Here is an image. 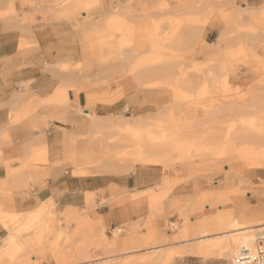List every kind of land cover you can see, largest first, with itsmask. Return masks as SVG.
Listing matches in <instances>:
<instances>
[{
  "label": "rangeland",
  "instance_id": "374dc122",
  "mask_svg": "<svg viewBox=\"0 0 264 264\" xmlns=\"http://www.w3.org/2000/svg\"><path fill=\"white\" fill-rule=\"evenodd\" d=\"M6 22L29 34L54 32L41 72L58 83L56 96L38 100L24 85L21 118L37 116L42 106L68 108L67 92L75 96V134L63 131L53 166L72 176L105 175L94 170L128 137L126 124L141 125L142 135L194 136L164 164L132 169L127 158L106 174L150 169L143 178L152 186L140 198L134 190H111L99 201L86 194L85 207L70 217L49 198L26 218L2 193L0 264H233L238 256L231 251H196L200 240L232 231L215 221L236 217L239 228H264V168H253L260 159L252 158L264 153V0H0V26ZM208 28L215 34L206 39ZM34 44L25 38L18 49ZM89 100L105 114L97 116L94 106L86 112ZM53 118L34 130L45 136ZM240 120L253 122V142L225 140V129L233 122L238 133ZM215 134L222 139L214 142ZM29 164L50 165L46 146ZM50 209L57 215L52 233L45 228ZM117 228L123 230L116 239Z\"/></svg>",
  "mask_w": 264,
  "mask_h": 264
},
{
  "label": "crops",
  "instance_id": "0c3cea01",
  "mask_svg": "<svg viewBox=\"0 0 264 264\" xmlns=\"http://www.w3.org/2000/svg\"><path fill=\"white\" fill-rule=\"evenodd\" d=\"M245 1L247 4L257 5L261 0ZM25 10L23 12L28 14L29 10ZM35 20L40 21L41 18L37 16ZM9 27L10 23L7 22L3 28L0 26V198L2 193H9L13 210L26 214L49 198L63 208L71 205L82 209L85 207L86 194H95L99 201L102 196L109 198L111 190L144 191L152 186V180L143 178L150 175L148 168L143 173L127 176H72L71 171H63L52 165L57 160L63 131L69 137L73 131L70 126L78 119L75 113V96L73 92H67L71 102L68 108L42 106L37 116L21 118L22 107L27 101L24 85L28 86L31 97L38 100L44 101L50 96H56L55 86L58 83L53 77L41 72L42 62L47 61L48 54H53L54 45L49 38L54 36V32L46 27L35 28L29 34ZM214 34L215 30L208 28L205 38ZM25 38L36 44L29 49L19 50L18 46ZM76 100L79 106L84 105L81 95ZM104 109L99 105L93 107L97 116L105 114ZM50 117H63L66 122H51L53 125L46 129L45 136L34 130L36 125H41ZM44 146L50 165H30L29 161L36 150L42 148L43 152ZM4 234L0 225V241Z\"/></svg>",
  "mask_w": 264,
  "mask_h": 264
},
{
  "label": "bare ground",
  "instance_id": "6f19581e",
  "mask_svg": "<svg viewBox=\"0 0 264 264\" xmlns=\"http://www.w3.org/2000/svg\"><path fill=\"white\" fill-rule=\"evenodd\" d=\"M83 14H85V13L83 12ZM118 22H119V20L116 17H113L110 20V24L112 27H117ZM86 106L87 107L85 108V111L87 112L88 110H90L89 108L94 106V103L91 100H89L88 104L86 103ZM231 108H232V106H231ZM236 108L239 109L238 107H236ZM88 116L90 117L91 115L88 114ZM53 121L65 122L66 119L63 117H55V118H53ZM93 124L96 126L95 123H93ZM232 124H233V122H232ZM232 124H230V125H232ZM230 125H229V128L225 129V131L227 130V132L225 134V137H226L225 140H227V138H229L227 140V142L229 140H231L230 139L231 135L234 136L235 139H237L241 142H244V143L253 142L254 138H253L252 132L250 131V129H251L250 127H253L252 121L240 120L239 124L237 125L239 127V131H237L238 133H233L236 123H235V125L234 124L232 125L234 128ZM140 128H141V125L138 126L137 128H134V127H131L128 124H126V128H124V131H126L125 133L128 137L125 136L123 141H118V139H117L118 142L116 141L117 143L114 144V150H111V151L107 150L106 151V154L104 155V156H106L105 162L102 165L100 163V166L95 168L94 171L98 174H105V175L110 174V173L112 174V172L116 169L118 162L124 161L127 158L130 161H126V162H129V164L131 163L132 169H134L136 165L157 166L160 164H164L166 162V158L168 156V153L171 152V150H176V149L182 147L184 144H186L187 141H192L193 136H194L193 134H183V135H179L177 137H168L165 135L155 137V136L148 135V134L142 135ZM231 128H233V129H231ZM212 131H213V129H212ZM225 131H224V133H225ZM213 133L217 134V132L215 130ZM74 134H75L74 132H71L70 136L72 137ZM216 134L214 136L212 135L214 137V138H212L214 142L218 141L219 139H222V138H215ZM232 141H233V139H232ZM109 147H110V145H109ZM109 147H108V149H110ZM127 149L130 150L129 151V152H131L130 155L128 154L129 152ZM256 157H257V159H260V160H258L255 163L253 162L254 163L253 168H264V153H263V155H260V156L254 155L252 158H256ZM118 166H120V165H118ZM121 167H122V165L120 166V169H121ZM123 169H125V167ZM126 171L124 170L123 172H126ZM142 193H143V191L134 190V192H133L134 199H135L136 195L138 196ZM138 197H136V198H138ZM73 212H74V208L71 207V205H70V207H66L64 217L73 214ZM17 215L18 214H13L14 217ZM35 215H37V211L33 210V211L27 213L26 218L31 217V216L33 217ZM46 215L51 217V219H49L50 221L46 222L47 223V225H45L46 230H48V232H51V233H52V231L55 232V224L51 225L50 222H52L53 219L56 221L55 218L57 215L51 209L47 210ZM76 216H78V215H76ZM72 218H74V217H72ZM216 224L226 225L228 228L232 229V231L227 233V234H220L216 237L207 238V240H204V239L200 240L199 242H202V243L199 244V247L196 251L197 255L203 256V257H211V256H214L217 254H221L224 251H231L236 256H241V255H246V254H251V253L255 254L257 251H259V249H261V247H264V228L263 229H256V231H254L251 228L250 229L239 228L240 224H239L238 219L236 217H232V218L228 217L224 220L215 221L214 225H216ZM50 229H51V231H50ZM122 230H123L122 228L121 229L117 228V229L113 230L115 238L121 236ZM39 235L41 236V233ZM207 236H212V235H207ZM131 239H132V237L124 238L123 242H126V241L128 242Z\"/></svg>",
  "mask_w": 264,
  "mask_h": 264
},
{
  "label": "built area",
  "instance_id": "2783aa9c",
  "mask_svg": "<svg viewBox=\"0 0 264 264\" xmlns=\"http://www.w3.org/2000/svg\"><path fill=\"white\" fill-rule=\"evenodd\" d=\"M233 264H264V247L255 254H246L236 257Z\"/></svg>",
  "mask_w": 264,
  "mask_h": 264
}]
</instances>
